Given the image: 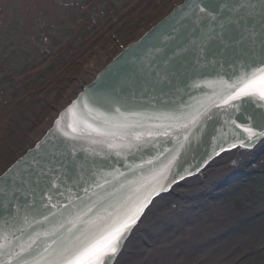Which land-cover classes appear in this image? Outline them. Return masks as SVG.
Masks as SVG:
<instances>
[{
    "label": "water",
    "instance_id": "1",
    "mask_svg": "<svg viewBox=\"0 0 264 264\" xmlns=\"http://www.w3.org/2000/svg\"><path fill=\"white\" fill-rule=\"evenodd\" d=\"M240 2L184 0L123 48L0 175V225L9 220L22 229L16 232L20 241L39 233L35 247H42L45 237L47 243L68 240L69 230L81 223L76 217L89 208L90 218L100 223L107 211L159 189L118 254L106 261L115 264L157 198L222 155L262 143L264 136L248 141L244 129L260 123L264 103L245 98L235 101V108L213 106L222 103L226 83L243 65L264 59L259 32L255 41L241 40L243 28L229 23L242 14L231 11ZM250 2L256 5L252 18L242 23L258 28L264 0ZM249 114L255 119H247Z\"/></svg>",
    "mask_w": 264,
    "mask_h": 264
},
{
    "label": "rangeland",
    "instance_id": "2",
    "mask_svg": "<svg viewBox=\"0 0 264 264\" xmlns=\"http://www.w3.org/2000/svg\"><path fill=\"white\" fill-rule=\"evenodd\" d=\"M183 2L0 0V175L122 48ZM257 147L222 155L158 198L117 264L128 255L126 264H264V143ZM226 222L243 245L231 246Z\"/></svg>",
    "mask_w": 264,
    "mask_h": 264
},
{
    "label": "snow or ice",
    "instance_id": "3",
    "mask_svg": "<svg viewBox=\"0 0 264 264\" xmlns=\"http://www.w3.org/2000/svg\"><path fill=\"white\" fill-rule=\"evenodd\" d=\"M255 7L256 5L250 0H242L231 8V11L234 12L242 10V14L239 19H231L229 23L243 28L241 40L246 38L249 41H255L257 32H259V36L262 38L260 40L261 55L264 56V12L260 15L258 28L252 23L247 25L242 23L245 18H252L251 10ZM261 7L264 8V2L261 3ZM221 27L224 25L222 24ZM239 42L238 40L237 43ZM226 90L227 94L222 97V103L214 101V107L235 108L234 102L245 98L258 99L264 103V59H261L259 64L243 65L241 71L236 73L233 82L226 83ZM115 111L119 113L120 109L116 108ZM204 114L207 115V112ZM198 118V116L193 117L189 123L196 124ZM246 118L255 119L251 114ZM259 118V124L244 129L248 134V141L264 136V112L259 114ZM189 123L183 124V127L188 128ZM72 130L76 131L75 128ZM92 130L97 134H104L98 128ZM135 139L138 140L139 137ZM236 146V144L232 145L233 148ZM239 146L246 147L247 145L241 143ZM148 163L151 164L153 161L150 160ZM169 163L171 164V161ZM165 168L167 169L168 166L166 165ZM159 175L162 176L163 172ZM153 193L158 195L159 189L152 188L150 192L135 202L122 204L115 211L106 210L107 215L98 218L100 223L90 218L89 213L92 212V209L89 208L82 216L76 217L81 223L74 224L73 229L69 230L72 235L68 240L52 239L51 243H47V237H45L46 243L42 247H35L37 241L42 238L39 233L29 236L28 240L20 241L16 232L22 231V229L15 228L13 223L5 220L3 225H0V264H106L107 259L116 256L122 248L132 227L151 202ZM17 213H19V209H17ZM47 218L45 216V219ZM15 219L16 216H12V220ZM23 219L27 221V216ZM50 235L55 236L56 234L51 233Z\"/></svg>",
    "mask_w": 264,
    "mask_h": 264
},
{
    "label": "bare ground",
    "instance_id": "4",
    "mask_svg": "<svg viewBox=\"0 0 264 264\" xmlns=\"http://www.w3.org/2000/svg\"><path fill=\"white\" fill-rule=\"evenodd\" d=\"M128 45H129V44H128ZM122 49H123V48H122ZM122 49H121V50H122ZM119 53H120V52H119ZM119 53H118V54H119ZM118 54H116L115 56H117ZM98 74H99V73H98ZM98 74H97V75H98ZM97 75H96V76H97ZM96 76H95V77H96ZM93 80H94V79H93ZM93 80H92V81H93ZM92 81H89V83H91ZM89 83L85 84V85L83 86V88H84L86 85H88ZM83 88H82V89H83ZM82 89H81V90H82ZM55 117H56V115H55ZM55 117H54V119H55ZM54 119H53V121H54ZM53 121H52V123H53ZM52 123H51V124H52ZM51 124H50V126H51ZM49 128H50V127H49ZM262 142L264 143V140H263ZM260 145H262V143H261ZM260 145H258V147H260ZM258 147H257V148H258ZM26 152H27V150L25 151V153H26ZM25 153H23L21 156H23ZM21 156H20V157H21ZM244 156H245L244 151H241V150H234V151H232L231 153L228 154V156H227V161H230L231 159H233V158H237V157H238V158H243ZM20 157H19V158H20ZM226 163H228V162H225V164H226ZM214 165H215V164H214ZM220 167H222V166H220ZM206 169H207V168H206ZM185 181H186V180H185ZM185 181H183V182H185ZM183 182H182V183H183ZM179 184H180V183H179ZM175 187H176V186H175ZM168 193H169V192H168ZM165 195H166V194H165ZM162 196H164V195H162ZM162 196H160V197H162ZM160 197H159V198H160ZM157 199H158V198H157ZM157 199H156V200H157ZM156 200H155V201H156ZM155 201H154V202H155ZM154 202H153V203H154ZM152 205H153V204H152ZM152 205H151V206H152ZM151 206H150V207H151ZM149 209H150V208H149ZM149 209H148V210H149ZM148 212H149V211H145V213H144L142 219H141V220L139 221V223L136 225V227H135L133 233L131 234L130 238H129L128 241L126 242L125 247H124L122 253L120 254V256H119V258L117 259V261H116L115 264H117V263L120 261L121 257L124 255V253H125V251H126L125 249L128 248L127 246H130L131 241H132L131 238H132V237L137 233V231L139 230V228H140V226L142 225V223H143V221H144V218H145V216H146V214H147ZM145 219H146V218H145ZM223 224H224V223H223ZM226 226L229 227L228 229H229V231H230V233H231V237L228 239V240H230V243L232 244L231 246L233 247V246L236 245L237 243H241V244L243 245V244L245 243L244 238L240 237L239 234L235 233L234 230H233V228H230L231 225L228 224V222H226ZM224 227H225V225H224ZM225 229H226V228H225ZM228 229H226V230L228 231ZM141 230H142V227H141ZM228 240H227V241H228ZM227 241H226V242H227ZM230 249H231V248L228 247V250H230ZM129 256H130V255H128V256L125 258V260H127ZM226 257H228V252H226ZM125 260H124L123 264H126ZM121 262H122V261H121Z\"/></svg>",
    "mask_w": 264,
    "mask_h": 264
},
{
    "label": "trees",
    "instance_id": "5",
    "mask_svg": "<svg viewBox=\"0 0 264 264\" xmlns=\"http://www.w3.org/2000/svg\"><path fill=\"white\" fill-rule=\"evenodd\" d=\"M7 168H8V167H7ZM7 168H6V169H7ZM6 169H5V170H6ZM5 170H4V171H5ZM4 171H3V172H4Z\"/></svg>",
    "mask_w": 264,
    "mask_h": 264
}]
</instances>
